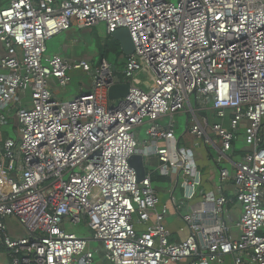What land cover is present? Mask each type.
I'll return each mask as SVG.
<instances>
[{
	"label": "built area",
	"instance_id": "1",
	"mask_svg": "<svg viewBox=\"0 0 264 264\" xmlns=\"http://www.w3.org/2000/svg\"><path fill=\"white\" fill-rule=\"evenodd\" d=\"M101 23L108 36L132 35L121 73L106 58L48 53L53 38ZM0 43V125L15 112L19 129L0 144V264H264V0H9ZM76 71L92 76L93 90L58 99L51 80L67 88ZM141 73L148 90L134 82ZM121 82L129 93L113 105L109 91ZM193 103L208 114L187 132L216 150L235 200L223 185L202 194L180 218L188 235L172 242L169 204L152 175L138 182L130 160L142 154L135 130L148 122L143 155L156 157L160 176L193 185L195 151L179 145L174 121L181 112L198 119ZM241 131L246 154L232 173L223 164ZM233 201L242 207L237 236ZM11 216L26 236L9 229ZM82 223L92 239L67 228Z\"/></svg>",
	"mask_w": 264,
	"mask_h": 264
},
{
	"label": "crops",
	"instance_id": "2",
	"mask_svg": "<svg viewBox=\"0 0 264 264\" xmlns=\"http://www.w3.org/2000/svg\"><path fill=\"white\" fill-rule=\"evenodd\" d=\"M9 0H0V6H5ZM84 33V36H82ZM91 31L89 30H81L77 27H73L70 31L66 33H62L61 35L57 36L50 42V46L48 49V53L50 55H60L64 57L65 59L74 62L79 59H90L94 60L95 57H99V50L97 49L96 53L91 55L89 53H86L84 51V46H87V44L91 45L90 43H93V37L90 36ZM83 39V40H82ZM5 54L4 48L2 47L0 43V57H2ZM92 56L94 57L92 59ZM90 57V58H88ZM123 65V64H122ZM124 66V65H123ZM72 79L74 77H81L82 79H86L88 82L87 84L81 85L77 87L76 89V97L83 94L88 93L93 90V78L89 74H85L79 71L72 72L71 73ZM57 85L58 83L53 80ZM123 83V82H121ZM120 83V84H121ZM52 86V85H51ZM59 86V85H58ZM54 95L58 98L57 95H59L61 92L57 88H53ZM66 89V88H62ZM64 91V90H62ZM75 97V98H76ZM59 99V98H58ZM114 101H111V104H113ZM192 107L194 111L198 112V119L193 120V125L197 121H202V115L207 116L208 113L204 112L202 113V109L198 108L195 103L192 104ZM185 113L187 115V121L189 122L192 118V115H189L186 112H181L176 114L175 116L179 114ZM167 121L165 123L164 121ZM170 117L165 116L162 119H160V124L167 127L169 125ZM175 121V117H174ZM148 125L149 123L146 122L141 127H138L135 130L136 137L138 141L140 142V148L139 153H149V149L147 146H150L151 143L148 144L147 140H143L140 137V134L138 132V129ZM176 127L177 122L175 121V133H176ZM191 127L190 125L187 126ZM186 131L181 135V137L177 138L179 140V145L192 148L195 151L196 160L198 164V176L193 185H186L182 181H177L175 176L172 177H163L159 176L157 177L155 172L149 173L147 172V175H152V177H156V179L153 181L154 187L155 182L157 180L164 181L167 179L170 183V188H168L165 191L164 196L161 197V200L163 203H168L170 207V214L167 219V225L168 227L173 231V236L171 238L172 242H180L182 241L187 235L188 231L185 229L183 232H181V229L184 228V224L181 221L182 214H185L189 212L193 207L198 206V204L201 201L202 194L206 192H216L218 188L223 185V194L231 199L235 200V187L233 182H227L222 184L221 183V175H220V168L215 162V155L216 150L213 148L212 145H207L201 140H198L197 137L189 134ZM148 130V129H147ZM147 134V132H146ZM241 135V132H240ZM9 137L7 133H1L0 134V144ZM209 138L211 140L210 143L216 145L218 148L221 147L219 139L216 137V135L209 130ZM239 141V140H238ZM160 146H165L166 142L161 141L159 142ZM246 148L241 150L240 152L236 149V144L234 146V151L228 155V159L224 162L223 166L225 168H228L232 173L236 170V166L244 161ZM150 157L152 160V165H155L157 167V159L154 155L150 154ZM238 158H242L241 162H238ZM168 195L167 197H165ZM264 202V199H263ZM226 211L229 215H231L235 221V225L233 227L232 233L237 236L239 233V229H237L236 223H238L241 214H242V207L233 201L226 207ZM169 219L171 221H169Z\"/></svg>",
	"mask_w": 264,
	"mask_h": 264
},
{
	"label": "rangeland",
	"instance_id": "3",
	"mask_svg": "<svg viewBox=\"0 0 264 264\" xmlns=\"http://www.w3.org/2000/svg\"><path fill=\"white\" fill-rule=\"evenodd\" d=\"M85 30L91 31L90 36L93 37V40H92L93 43H90L91 45L87 44V46H84L85 47L84 51H86V53L93 55L96 53V51L98 49V45L101 43L105 44L107 42V40L109 39L108 34H107V30H106V25L104 23H101V24L95 26L94 28L85 29ZM82 36H84V33ZM51 41H49V43H48V49H49ZM88 58H90V57H88ZM93 58L94 57L92 56V59ZM95 59H97V58L95 57ZM107 59L109 62H111V63L114 62L115 65L117 64V69H118L119 73H121L123 71L124 66L119 61V58L117 59L116 55L113 52H111L108 55ZM121 78H122V76H121ZM87 82L88 81L86 79H82L81 77H74L72 79L71 85H69L66 89L60 88L53 80H51L50 84L52 85L53 88H57L61 92L59 95H57L60 100L71 101L76 97V92H75L77 90L76 88L81 86V85L87 84ZM134 82L146 90H148L151 86V82L149 81V77L145 73H141L137 78L134 79ZM62 90H64V91H62ZM30 95H31V91H28L27 96L29 97ZM117 104H118V101H114L113 105H117ZM13 113L15 114V112H13ZM206 113H208V112H206ZM2 114L3 113L0 112V115H2ZM14 114H12L11 118H9V121H8L9 124H7L5 126L0 125V134L1 133H7L9 137H11L15 140H18V130L19 129L15 126V121L12 118V117H14ZM192 119L193 118H191L190 121L188 122L187 121L188 120L187 115L185 113L175 116V121L177 122V127H176V137L177 138L181 137V135L186 131L188 125H190V126L193 125ZM164 122L167 123L166 120ZM148 128H149L148 125H146L140 129H138L140 137L143 140H147V139L149 140V137L146 134ZM235 144H236V149L239 152L247 147L245 139H244L243 131H241V135H239V141H237ZM245 154H246V152H245ZM237 160H238V162H241L242 158L240 159L237 157ZM144 163H145V167H146L147 172H149V173L155 172L157 177L160 176L159 171H157V167L155 165H152V160L150 157H145ZM155 188L157 190L158 195L161 198L162 196H164L165 191L168 188H170V183L167 179H165L164 181L157 180L155 182ZM165 197H167V199H168V195H166ZM169 221H171V220L169 219ZM6 223H7V226L9 227V229L11 228L12 232L17 233L16 236L23 237V236L27 235L26 231L23 229V226L19 223V221L16 217H14V216L8 217ZM67 228H68L69 232L75 233L79 237L86 238V239H92L93 238V232L88 228V226L85 223H82L79 226H73V225L68 224ZM92 247L93 248L100 247V244L93 242ZM97 260H98V258H97Z\"/></svg>",
	"mask_w": 264,
	"mask_h": 264
},
{
	"label": "water",
	"instance_id": "4",
	"mask_svg": "<svg viewBox=\"0 0 264 264\" xmlns=\"http://www.w3.org/2000/svg\"><path fill=\"white\" fill-rule=\"evenodd\" d=\"M114 40H116L121 47L123 55L125 57L131 56L135 50V43L133 41L132 35L128 29H120L111 36ZM129 93V85L127 83H121L114 85L109 91V98L111 101H118L120 99L125 98ZM264 135V129H263ZM264 147V145H263ZM145 156L143 154L134 155L130 163L133 168H135L137 172V180L138 182L143 181L147 176V170L144 163Z\"/></svg>",
	"mask_w": 264,
	"mask_h": 264
},
{
	"label": "trees",
	"instance_id": "5",
	"mask_svg": "<svg viewBox=\"0 0 264 264\" xmlns=\"http://www.w3.org/2000/svg\"><path fill=\"white\" fill-rule=\"evenodd\" d=\"M109 39L107 40V42L105 44H99L98 45V50H99V57L100 58H106L108 57V55L113 52L117 59L121 58L123 55V52L121 50L120 44L114 40L111 36H108ZM113 64L115 65V63L113 62ZM123 64V62L121 63ZM117 67V64L115 65ZM156 179V177H153L152 180L154 181Z\"/></svg>",
	"mask_w": 264,
	"mask_h": 264
}]
</instances>
